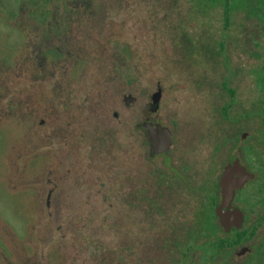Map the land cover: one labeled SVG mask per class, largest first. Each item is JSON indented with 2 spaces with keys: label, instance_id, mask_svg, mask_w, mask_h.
I'll use <instances>...</instances> for the list:
<instances>
[{
  "label": "rangeland",
  "instance_id": "obj_1",
  "mask_svg": "<svg viewBox=\"0 0 264 264\" xmlns=\"http://www.w3.org/2000/svg\"><path fill=\"white\" fill-rule=\"evenodd\" d=\"M224 7L0 0V264H179L188 185L264 112V0ZM147 111L169 153L148 155Z\"/></svg>",
  "mask_w": 264,
  "mask_h": 264
},
{
  "label": "flooded vegetation",
  "instance_id": "obj_2",
  "mask_svg": "<svg viewBox=\"0 0 264 264\" xmlns=\"http://www.w3.org/2000/svg\"><path fill=\"white\" fill-rule=\"evenodd\" d=\"M228 1L232 3V0ZM0 23L3 24L1 18ZM263 68L264 62L256 74L264 99V74H259ZM222 87L230 96L229 102L222 107L227 116L226 110L233 105L236 92L226 80L222 81ZM155 93L149 108L151 112L156 110L158 102ZM253 112L257 114V111ZM260 118V126H255L251 132L244 130L239 133V141L250 142L241 148L235 146L239 151L225 157L214 178L202 179L200 184L193 181L188 185L192 196V225L186 230L187 241L181 248L179 264H264V112ZM145 121H158L147 111L138 124L148 142L146 131L140 126ZM169 150L153 156L169 153ZM229 164L236 165V181L221 179ZM230 184L233 185L232 195L224 208L221 206L224 189Z\"/></svg>",
  "mask_w": 264,
  "mask_h": 264
},
{
  "label": "water",
  "instance_id": "obj_3",
  "mask_svg": "<svg viewBox=\"0 0 264 264\" xmlns=\"http://www.w3.org/2000/svg\"><path fill=\"white\" fill-rule=\"evenodd\" d=\"M158 98L159 91L155 93ZM126 103H131L134 100V97L130 94H127L124 97ZM141 128H144L148 137V144H149V155L153 156L157 153L166 152L169 150L170 146L172 145V137L171 131L167 125L161 124L160 122L154 121H145L142 123ZM236 172V165L232 166L229 164L226 167L224 174L222 175L221 179H228L230 181H236L237 176ZM233 185H229L228 188L224 189V200L222 203V207L225 208V204H228L229 198L232 195V187ZM226 199V200H225Z\"/></svg>",
  "mask_w": 264,
  "mask_h": 264
},
{
  "label": "trees",
  "instance_id": "obj_4",
  "mask_svg": "<svg viewBox=\"0 0 264 264\" xmlns=\"http://www.w3.org/2000/svg\"><path fill=\"white\" fill-rule=\"evenodd\" d=\"M243 1L244 0H232V3H230V1L227 0L225 2V8H224V19H225V23H228V21H229L231 5L232 4L242 3ZM259 74H260V76H263V74H264V68H263V71L260 72ZM263 78H264V76H263Z\"/></svg>",
  "mask_w": 264,
  "mask_h": 264
}]
</instances>
